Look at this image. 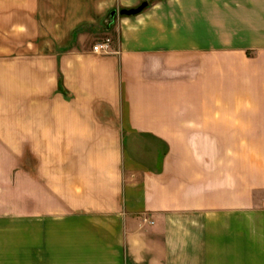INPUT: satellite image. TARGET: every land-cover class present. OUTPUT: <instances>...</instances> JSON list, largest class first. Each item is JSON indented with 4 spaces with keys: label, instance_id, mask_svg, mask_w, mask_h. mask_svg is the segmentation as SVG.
I'll list each match as a JSON object with an SVG mask.
<instances>
[{
    "label": "crops",
    "instance_id": "0c3cea01",
    "mask_svg": "<svg viewBox=\"0 0 264 264\" xmlns=\"http://www.w3.org/2000/svg\"><path fill=\"white\" fill-rule=\"evenodd\" d=\"M259 75L264 0H0V264H264Z\"/></svg>",
    "mask_w": 264,
    "mask_h": 264
},
{
    "label": "rangeland",
    "instance_id": "374dc122",
    "mask_svg": "<svg viewBox=\"0 0 264 264\" xmlns=\"http://www.w3.org/2000/svg\"><path fill=\"white\" fill-rule=\"evenodd\" d=\"M110 18V17H109ZM109 18L106 20V23L103 25V28L108 24L109 25ZM107 25V26H108ZM106 26V27H107ZM93 29V28H92ZM92 29H83L82 31H91ZM93 31V30H92ZM242 86V82H239L237 80L236 88L239 89ZM252 97L250 101H248L247 104H250L253 111H264V78L263 76L255 77V80L253 79L252 82ZM238 91V90H237ZM239 104V103H237ZM256 112H253V128L250 131L251 132V141L252 145L241 147H229L235 149L236 153H248L251 155L252 158V175H253V185L256 183H260L264 180V121H260L259 114H255ZM239 164V163H238ZM240 164H242L240 162ZM238 167V166H237ZM260 194V195H259ZM258 195V200H264V192H259L256 194Z\"/></svg>",
    "mask_w": 264,
    "mask_h": 264
},
{
    "label": "water",
    "instance_id": "95a60500",
    "mask_svg": "<svg viewBox=\"0 0 264 264\" xmlns=\"http://www.w3.org/2000/svg\"><path fill=\"white\" fill-rule=\"evenodd\" d=\"M147 7H148V3H143L142 5H140L139 7L135 8V9L122 10V11H120L119 15L122 17H134V16L141 14ZM117 14L118 13L116 11L111 13L110 18H109V23L114 22Z\"/></svg>",
    "mask_w": 264,
    "mask_h": 264
},
{
    "label": "built area",
    "instance_id": "2783aa9c",
    "mask_svg": "<svg viewBox=\"0 0 264 264\" xmlns=\"http://www.w3.org/2000/svg\"><path fill=\"white\" fill-rule=\"evenodd\" d=\"M112 42L113 40L110 37L105 38L101 42L95 45L93 51L97 54L109 55L112 52L111 51Z\"/></svg>",
    "mask_w": 264,
    "mask_h": 264
}]
</instances>
